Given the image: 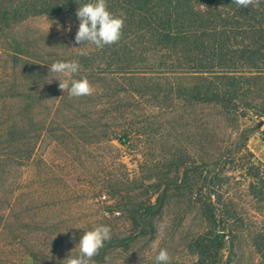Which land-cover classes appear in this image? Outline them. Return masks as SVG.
I'll return each mask as SVG.
<instances>
[{
    "label": "rangeland",
    "instance_id": "374dc122",
    "mask_svg": "<svg viewBox=\"0 0 264 264\" xmlns=\"http://www.w3.org/2000/svg\"><path fill=\"white\" fill-rule=\"evenodd\" d=\"M79 23L66 8L0 23V93L7 94L0 107H32L35 131L43 128L32 159L0 173V264H29L28 257L31 264H63L83 232L100 224L110 226L111 240L94 264H155L154 243L168 251L170 264H264V192L260 184L251 191L254 177L238 161L247 133L244 146L264 167V58L233 70L250 76L261 69L239 104L257 111L228 116L212 103L151 87L154 77L104 81L101 69L116 61H85L83 54L98 50L76 44ZM58 60L78 61L72 79L86 77L96 91L77 98L61 90L64 77L50 72ZM217 177L211 201L227 206L225 219H238L240 227L221 250L211 241L227 227L214 226L199 201Z\"/></svg>",
    "mask_w": 264,
    "mask_h": 264
},
{
    "label": "trees",
    "instance_id": "16d2710c",
    "mask_svg": "<svg viewBox=\"0 0 264 264\" xmlns=\"http://www.w3.org/2000/svg\"><path fill=\"white\" fill-rule=\"evenodd\" d=\"M89 2L94 0H0V23L8 27L29 16L58 14L65 8L76 13L80 6ZM107 5L111 13L124 19L122 37L116 44L83 54L86 62H91L94 55L102 60L116 61L101 69L104 81L116 75L133 82V79L154 77L151 87L160 89L163 85L169 91L177 90L190 96L197 103H212L223 115L245 117L249 111H257L258 105L240 107L239 104L248 88L246 83L256 82L262 75L261 69L250 76L233 70H238L243 60L255 62L264 58V0H260L258 7L248 8H240L232 0H107ZM13 62L16 64V59ZM173 77L181 80L189 77L197 82L193 85L176 83L171 81ZM126 85V90H130V83ZM6 95L0 93V97ZM14 97L8 94L6 99ZM59 98L62 103L63 94L60 93ZM260 119L259 127L264 130V117ZM36 123L32 107L24 113L5 105L0 107V173L6 166L17 170L32 159L43 131V128L35 131ZM241 137L245 145L250 134H241ZM244 145L239 149L246 153L238 161L245 162L247 173L254 177L249 184L251 191L260 184L263 193L264 167L255 165L253 155ZM219 180L217 177L209 181L208 195L199 196L211 223L214 226L225 223L227 227L225 232L216 233L211 241L217 250L226 244V237L237 236L240 228L238 219H225L224 214L229 211L227 206L211 201V195L217 193ZM183 181L190 183L188 174ZM230 209L236 212L235 208Z\"/></svg>",
    "mask_w": 264,
    "mask_h": 264
},
{
    "label": "clouds",
    "instance_id": "9594fccd",
    "mask_svg": "<svg viewBox=\"0 0 264 264\" xmlns=\"http://www.w3.org/2000/svg\"><path fill=\"white\" fill-rule=\"evenodd\" d=\"M232 3L240 8H248L249 6L258 7L260 0H232ZM76 15L80 21L75 35L76 44L87 42L86 46L94 45L96 48L102 49L105 46L113 45L120 41L124 19L108 10L107 0H94V2L85 3L77 9ZM55 23H57L59 28L58 22ZM70 30L71 28L69 27L68 31ZM81 67V64L75 60H58L50 65V72L64 77L62 81L59 80V88L64 92L67 91L70 96L77 98L90 96L96 89L86 77L79 80L72 79L74 74L81 70ZM110 240V226L100 224L91 230L84 231L79 243L68 258L63 261V264H94L93 258L99 255L101 249L105 246V242ZM152 247L156 252L154 257L155 264H170L171 257L166 249L159 248L157 243H154ZM77 248L78 255L73 256L72 253ZM26 259L31 264V258L28 257Z\"/></svg>",
    "mask_w": 264,
    "mask_h": 264
},
{
    "label": "built area",
    "instance_id": "2783aa9c",
    "mask_svg": "<svg viewBox=\"0 0 264 264\" xmlns=\"http://www.w3.org/2000/svg\"><path fill=\"white\" fill-rule=\"evenodd\" d=\"M105 198V196H103Z\"/></svg>",
    "mask_w": 264,
    "mask_h": 264
}]
</instances>
